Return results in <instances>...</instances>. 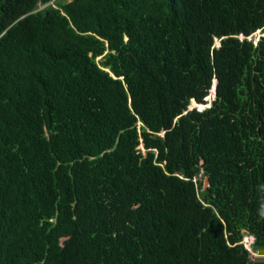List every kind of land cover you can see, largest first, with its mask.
Returning <instances> with one entry per match:
<instances>
[{"label":"trees","instance_id":"1","mask_svg":"<svg viewBox=\"0 0 264 264\" xmlns=\"http://www.w3.org/2000/svg\"><path fill=\"white\" fill-rule=\"evenodd\" d=\"M0 264H264V0H0Z\"/></svg>","mask_w":264,"mask_h":264},{"label":"rangeland","instance_id":"2","mask_svg":"<svg viewBox=\"0 0 264 264\" xmlns=\"http://www.w3.org/2000/svg\"><path fill=\"white\" fill-rule=\"evenodd\" d=\"M64 1H69V0H64ZM260 35L261 34L259 33V31H256L252 35H250L248 38L251 39L253 42H256ZM214 45L217 46L218 41H214ZM214 84L215 83L212 81V85L209 89L208 95L204 98V100H205L204 104H196L194 101L191 100L187 106V109L195 108L196 110H201V109L209 106V104H210V102L214 96ZM251 241H252V238L247 234H245L241 240V242L243 243V246L250 252V255H254V253L249 248V244L251 243Z\"/></svg>","mask_w":264,"mask_h":264},{"label":"water","instance_id":"3","mask_svg":"<svg viewBox=\"0 0 264 264\" xmlns=\"http://www.w3.org/2000/svg\"><path fill=\"white\" fill-rule=\"evenodd\" d=\"M207 185V180H206V177L204 178V183H203V187L204 188L205 186Z\"/></svg>","mask_w":264,"mask_h":264}]
</instances>
